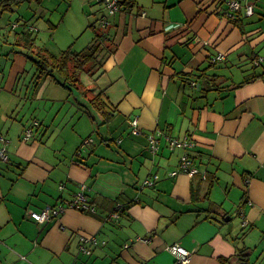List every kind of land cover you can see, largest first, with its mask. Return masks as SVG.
Here are the masks:
<instances>
[{"label":"crops","instance_id":"1","mask_svg":"<svg viewBox=\"0 0 264 264\" xmlns=\"http://www.w3.org/2000/svg\"><path fill=\"white\" fill-rule=\"evenodd\" d=\"M133 1L108 16L81 0L96 12L80 25L99 36L105 124L84 96L36 84L24 48L36 47L39 18L53 32L71 0H0V264H175L174 244L188 264H264V0L233 19L227 0ZM23 6L34 11L15 18ZM167 136L191 147L170 149ZM185 154L207 177L180 169ZM80 191L94 213L69 206ZM48 206L62 210L29 217Z\"/></svg>","mask_w":264,"mask_h":264},{"label":"built area","instance_id":"2","mask_svg":"<svg viewBox=\"0 0 264 264\" xmlns=\"http://www.w3.org/2000/svg\"><path fill=\"white\" fill-rule=\"evenodd\" d=\"M98 3H102L103 6L106 9V12L108 16H113L115 15L118 11H120L121 7L119 4L120 0H95ZM227 7L225 11V15L228 18L234 17V14L240 12L241 10H244V14L246 17H250L254 14L255 11V0H227L225 1ZM108 24V21H102V25L105 26ZM223 59L222 55H219L216 60L220 61ZM264 62V57H258L254 65L259 66ZM130 126L132 127V133L135 135H141L142 132L139 128L138 125V119L135 117L130 121ZM31 130L27 131V137L30 136ZM162 132L159 130H156L151 133V135H148V148L151 153H155L158 149V138L161 136ZM167 141H168V147L170 149H174L175 147H191L190 142L188 139L185 140H178L177 138H173L170 136H167ZM92 139H87L85 141L86 143H91ZM4 143V138L0 136V160L6 161L8 159L6 150L3 146ZM180 169L184 172H188L190 174H199L202 176V178L207 177L206 171L205 172H200L199 168L195 166V164L192 162V160L189 158L188 155H183L180 159ZM178 172H172L170 173L171 176H175ZM156 180L158 179V176L154 177ZM145 184L148 186H151L154 184V181L146 180ZM70 207L82 211V212H91L94 213V209L89 206L87 202V198L84 195L83 191H80L77 193L75 200L69 204ZM62 210L61 208H52V207H46L40 212H31L29 214V217L35 220L38 223H43L45 221H49L51 218H55L58 216L60 211ZM246 224V223H245ZM92 241L93 243L96 244V241L94 238L92 239H87L85 237L81 238V241L83 243H86L88 241ZM83 249V247H82ZM168 251L172 254L175 260V264H188L190 262V257L191 254L190 252L185 249L184 247L174 244L168 247ZM84 252L89 253L86 249H84Z\"/></svg>","mask_w":264,"mask_h":264},{"label":"trees","instance_id":"3","mask_svg":"<svg viewBox=\"0 0 264 264\" xmlns=\"http://www.w3.org/2000/svg\"><path fill=\"white\" fill-rule=\"evenodd\" d=\"M15 1L18 0H2L1 5L5 6ZM119 4L120 7H130L134 4V1L120 0ZM98 38L99 36L79 52L73 51L69 47L58 54H52L42 49L35 51L34 40L26 42L24 48L35 55V59H32V62L37 69V74L34 79L36 84L50 77L55 84L65 89L72 90V87L79 88L82 74L94 76L99 69V55L101 50ZM257 77H253V79ZM89 104L104 118L105 124L113 117V111L110 112L107 109V104L102 100V93L96 94L93 98L89 99Z\"/></svg>","mask_w":264,"mask_h":264},{"label":"rangeland","instance_id":"4","mask_svg":"<svg viewBox=\"0 0 264 264\" xmlns=\"http://www.w3.org/2000/svg\"><path fill=\"white\" fill-rule=\"evenodd\" d=\"M63 1L65 2V0ZM33 5H34L33 8H35L36 5H38L39 7L41 6V4H39L38 2L33 3ZM225 6L227 7V5ZM27 11H34V9H32L31 7L26 8L23 6V8H21L18 11V13L15 14V18L19 17L18 16L19 14L22 15L23 12H27ZM94 11L95 10L91 9V7L89 6L84 7V9L82 10L81 0H71L69 10L65 14L62 22H59L56 17H54L55 20L53 18L51 19V21H53L55 24L57 23V28H55L53 32H50L47 29V26L45 24L46 22L44 23V18H39V22L37 25L39 32L36 33L37 49L35 50L45 48L48 51L54 53H58L61 50H66L69 47H71L73 51L77 50L76 52L83 50L85 47H87L90 44L89 42L93 41L91 39L96 34L94 32L95 30L93 31V29L88 27V25L93 23L95 20L93 14H96V12ZM83 22H86V24L88 23L87 27L80 25ZM96 31H99V29L96 28ZM30 57L35 59L34 53H30ZM92 80H93V76H88L85 74L81 75L80 87L79 88L72 87L74 97L77 98V96L81 95L84 96V98L86 99L93 98L97 94V91H96V85ZM87 84L90 85L86 86ZM75 98L71 97V100L74 101ZM93 135L96 136L97 131Z\"/></svg>","mask_w":264,"mask_h":264}]
</instances>
